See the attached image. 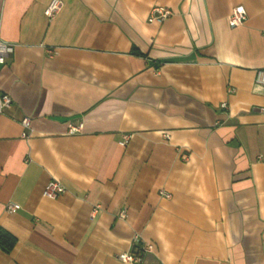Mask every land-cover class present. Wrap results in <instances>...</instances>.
I'll use <instances>...</instances> for the list:
<instances>
[{
    "label": "crops",
    "instance_id": "crops-1",
    "mask_svg": "<svg viewBox=\"0 0 264 264\" xmlns=\"http://www.w3.org/2000/svg\"><path fill=\"white\" fill-rule=\"evenodd\" d=\"M62 1L0 0V264H264V0Z\"/></svg>",
    "mask_w": 264,
    "mask_h": 264
},
{
    "label": "built area",
    "instance_id": "built-area-1",
    "mask_svg": "<svg viewBox=\"0 0 264 264\" xmlns=\"http://www.w3.org/2000/svg\"><path fill=\"white\" fill-rule=\"evenodd\" d=\"M63 7L62 0H51L49 5L45 9V14L48 18L53 19ZM173 14L172 10L163 7V6H156L152 9V12L149 16L150 21H163L166 18L170 17ZM248 19V12L246 7L243 4H239L232 9L231 14L229 15V22L231 26L236 27L243 25ZM15 49V44L9 41H5L0 37V65L6 63L7 59L13 54ZM257 81L259 83L264 84V69L259 70ZM232 92V90H230ZM12 97L8 94L3 92L0 89V114L9 108L12 104ZM223 107H227V104L224 103ZM23 126L28 129L31 126V120L28 117L23 118L22 120ZM82 129V124L75 126H70V133L79 132ZM23 136H27V133L24 132ZM129 136H126V139ZM66 190L64 184L56 179H52L46 186L44 194L48 198H57L59 195L64 193ZM170 197V194H167ZM16 206L12 203L8 204L7 211L14 212ZM121 217H125V211L121 212ZM138 240V239H137ZM152 248L151 245H145L140 251L138 252H121L117 255V259L125 262V263H133V264H145L144 256L145 253L150 251Z\"/></svg>",
    "mask_w": 264,
    "mask_h": 264
}]
</instances>
